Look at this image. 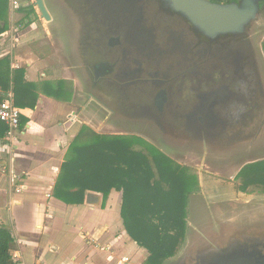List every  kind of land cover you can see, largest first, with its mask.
<instances>
[{"label":"flooded vegetation","instance_id":"1","mask_svg":"<svg viewBox=\"0 0 264 264\" xmlns=\"http://www.w3.org/2000/svg\"><path fill=\"white\" fill-rule=\"evenodd\" d=\"M51 3L50 22L59 23L65 50L78 59L82 95L94 115L157 131L179 151L214 166L226 165L237 151L239 157L264 149L256 144L264 135V50L251 43L256 25L264 24V2L257 3L245 34L215 38L166 0ZM240 126L251 131L241 135ZM180 128L185 134L175 142L170 130ZM228 143L240 150L226 152Z\"/></svg>","mask_w":264,"mask_h":264},{"label":"crops","instance_id":"2","mask_svg":"<svg viewBox=\"0 0 264 264\" xmlns=\"http://www.w3.org/2000/svg\"><path fill=\"white\" fill-rule=\"evenodd\" d=\"M12 1L7 2L8 28L0 35V58L7 56L11 69L23 67L27 81L38 85L43 81L55 82L46 76L40 58L31 54L27 59H19L15 57L12 43H7V40H16L17 45H22L37 35L31 29L33 21L38 22L35 13L29 20L20 11L33 5L38 12L34 0H17V7ZM22 20V29L18 30L16 25ZM45 34L48 40L52 38L50 30ZM58 80L71 83L70 99L47 96L39 88L35 108L21 109L22 124L0 141V226L8 228L15 238L12 259H20L24 264H142L147 251L137 246L124 230L119 191L111 190L103 205L102 194L97 192L87 191L84 202L79 205H69L52 196L70 145L66 143L80 134L73 131V123L80 111L85 112L88 107L86 99H80L81 86L76 87L70 77ZM77 91L84 107L81 102H75ZM3 96L0 89V97ZM90 112L94 115V108ZM81 143L84 142L76 144ZM197 193L190 196L200 195L201 189ZM241 195L246 194L234 188L227 199ZM190 196L186 229L189 228Z\"/></svg>","mask_w":264,"mask_h":264},{"label":"trees","instance_id":"3","mask_svg":"<svg viewBox=\"0 0 264 264\" xmlns=\"http://www.w3.org/2000/svg\"><path fill=\"white\" fill-rule=\"evenodd\" d=\"M7 2L0 0V35L8 28ZM20 11L27 19L35 13L33 5ZM262 46L264 50V41ZM39 88L59 100H69L72 93L68 81H43L38 85L25 79L24 68L11 69L9 58H0V89L3 93L12 91L13 103L20 111L35 108ZM6 130L0 122V141ZM234 179L236 191L264 194V159L244 163ZM111 190L121 193L120 216L126 234L147 251L143 264H162L176 255L185 240L188 198L199 190L194 168L175 162L137 136L96 134L91 141L70 144L52 196L79 205L87 191L97 192L102 194L103 205ZM14 249L12 233L0 226V264L12 262Z\"/></svg>","mask_w":264,"mask_h":264},{"label":"rangeland","instance_id":"4","mask_svg":"<svg viewBox=\"0 0 264 264\" xmlns=\"http://www.w3.org/2000/svg\"><path fill=\"white\" fill-rule=\"evenodd\" d=\"M43 2L49 13L55 16L54 15L55 8L51 3L53 2V0H43ZM35 16L38 22L36 23L35 21L32 20L34 22V28L31 27L32 32H34L33 34L36 35L37 33L35 38H33L28 43H24L22 45H17L18 41L16 40H13V42L7 40V43H12L14 47L13 49H14L15 57H18L19 59H27L32 54V56L40 58L42 60L44 65L43 69L46 72L47 77H50V79H55V81L56 79L58 80V79H63L64 77L65 78L70 77L72 78V81L75 84V86L77 87L78 85L80 87L82 83L80 81L78 72H80L82 76L83 70L81 71L80 68H78L79 67V65L77 64L78 59L73 58L65 50V43H64L65 41L62 40V35H61L62 31L61 29H59L58 26L59 23L49 24L48 21H45L43 18L39 17L38 12H35ZM21 26H23L22 23L16 25L18 30L22 29ZM47 30H50L51 33L52 38L50 40L46 38L45 32ZM254 31L256 32L258 31V32L252 35L251 43L255 49H258L260 51V47H262L263 44L262 39L264 38V24L256 25ZM93 39L95 41L97 40L95 36H93ZM94 48L96 49V46ZM262 58L264 62V56H262ZM262 76L264 79V72ZM79 89L81 91L79 92L80 99H82L83 96L81 95V93L83 92L85 95L86 90L83 88V85H82V89L81 87ZM102 95L103 98H106L107 100L112 99L111 96L109 95H105V94ZM75 97H76L75 102H81V107L82 106L84 107V103H82V101L79 100L78 91ZM103 98H101V100H104ZM129 100L132 101L131 98H129ZM80 112L81 113H79V115L76 116L75 123H73V127H74L73 131L75 132L77 131V133L80 134L77 135L78 137L76 139L68 140L66 144L88 142L93 140L96 134L137 136L146 143L153 145L158 150L160 151L162 150L161 152L165 153L175 162L180 164H187L194 168V171L198 176V183L200 186L199 188L201 189V194L199 193L200 195L190 196V209L188 214L189 215L188 221L191 224L189 226V231L188 232L186 231L183 245L176 253V255L166 259L165 261L162 262V264H178L179 260L186 253H188V248H189L188 246L189 244H191V242L195 237L197 238V235L201 237V241H205L203 243L212 244V245L216 244L217 242L222 243L220 237L211 238L209 236H206L207 232L198 231L201 229H204V231L206 230L205 227H202L201 225L202 224L201 214L202 212H204V209H209L212 206V203L214 204L219 203L220 205H226V203H229L230 200L227 199L229 197L223 195L220 192L223 190H227V191L230 190V192H232L234 190L236 183V180L234 179L235 175L237 174L240 167L244 163L264 159V149L262 147H260L262 149L259 148V150L256 151L254 150V152L252 153L243 154L242 156L237 157L238 146L236 145L233 146L234 144L231 143V145L228 147L233 146L231 150L232 155L236 151L237 152L231 157L230 161H227L226 165L214 166V165H210L207 162H204V160L202 159L199 160L195 157L186 155L182 151H179L180 149H178L176 145L174 146V143L172 141L165 140L163 137L158 135L157 131L154 130L152 131L150 129H147V127L145 126L127 125L124 122L114 123L113 121L112 123H110L107 120V117L103 118L100 117L99 115H92L88 109L85 112L82 110ZM67 121L68 118L63 120L62 122L64 123ZM237 129L241 132V135L247 134L249 131H251L241 126L237 127ZM170 131L172 132L170 133V136L174 137L173 139L175 142H178V139H181L180 136H182L181 135L182 133L185 134L184 129L181 128L173 129ZM238 150L240 149L238 148ZM257 195L263 196L261 193L255 192V193H251V195H241L237 199L238 200L241 199L240 200L241 203L250 202V200L252 199L251 197L254 196L257 197ZM259 201L262 200L254 199L247 206L254 205L256 207V204L260 203ZM145 260L142 262V264L145 262Z\"/></svg>","mask_w":264,"mask_h":264},{"label":"water","instance_id":"5","mask_svg":"<svg viewBox=\"0 0 264 264\" xmlns=\"http://www.w3.org/2000/svg\"><path fill=\"white\" fill-rule=\"evenodd\" d=\"M166 1L173 10L185 16L199 32L209 38L227 34H245L246 27L255 18L257 3L264 2V0H241L236 4L215 3L209 0ZM34 5L40 17L49 22L51 17L43 0H34ZM262 134L256 143L258 145L264 143ZM230 145L231 143H228V146ZM232 147H227L226 152L231 151ZM251 198L250 202L254 199L262 201H259L260 203L255 207L247 206L250 202L241 203V199L236 198L237 200H230L226 205L212 203L209 209H204L201 214V225L206 230L198 231L207 232L206 236L211 238L220 237L222 243L217 242L213 245L203 243L205 241H201V237L197 235V238L195 237L189 244L188 253L183 257L187 256L182 263L192 264L193 257H188L192 253L190 255H195L197 264H264V250L260 249V245L262 248L264 245L259 244L264 242V195ZM188 223L190 226L191 223L189 221ZM186 231L188 232L189 228Z\"/></svg>","mask_w":264,"mask_h":264},{"label":"built area","instance_id":"6","mask_svg":"<svg viewBox=\"0 0 264 264\" xmlns=\"http://www.w3.org/2000/svg\"><path fill=\"white\" fill-rule=\"evenodd\" d=\"M17 7V0L12 1ZM21 111L13 103L12 91L8 90L0 100V122L6 126V135L11 136L19 128ZM10 264H24L22 260L13 258ZM36 264H43L38 262Z\"/></svg>","mask_w":264,"mask_h":264},{"label":"bare ground","instance_id":"7","mask_svg":"<svg viewBox=\"0 0 264 264\" xmlns=\"http://www.w3.org/2000/svg\"><path fill=\"white\" fill-rule=\"evenodd\" d=\"M220 193H222L223 195H231L232 194V192H230V190L229 191H227V190H223V191H221Z\"/></svg>","mask_w":264,"mask_h":264}]
</instances>
